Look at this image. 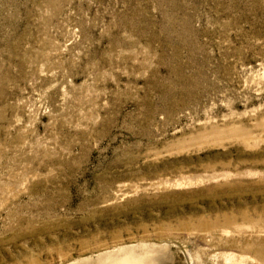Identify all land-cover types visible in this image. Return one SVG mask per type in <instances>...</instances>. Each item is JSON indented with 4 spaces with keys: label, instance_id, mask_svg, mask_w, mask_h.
I'll return each instance as SVG.
<instances>
[{
    "label": "rangeland",
    "instance_id": "rangeland-1",
    "mask_svg": "<svg viewBox=\"0 0 264 264\" xmlns=\"http://www.w3.org/2000/svg\"><path fill=\"white\" fill-rule=\"evenodd\" d=\"M0 264H264V0H0Z\"/></svg>",
    "mask_w": 264,
    "mask_h": 264
}]
</instances>
